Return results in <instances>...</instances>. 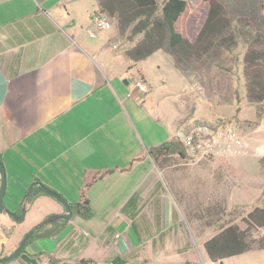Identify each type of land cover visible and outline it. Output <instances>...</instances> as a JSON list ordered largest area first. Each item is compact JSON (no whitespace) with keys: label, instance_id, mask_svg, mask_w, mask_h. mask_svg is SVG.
I'll return each mask as SVG.
<instances>
[{"label":"crops","instance_id":"crops-1","mask_svg":"<svg viewBox=\"0 0 264 264\" xmlns=\"http://www.w3.org/2000/svg\"><path fill=\"white\" fill-rule=\"evenodd\" d=\"M98 11V0H0L4 207L18 215L28 190L32 193L37 184L73 205L86 174L106 172L86 193L92 217L71 213L55 237L27 245L25 251L38 256V264H112L116 259L124 264H206L204 245L218 225H206L205 212L223 209L224 223L244 229L240 218L255 206L264 207V166L254 156L187 166L185 154L171 156L166 166L156 165L149 150L180 141V130L196 121L210 123L226 109L215 101L219 113L208 115L190 103L186 113L171 115L178 93L172 101L160 66L151 65L159 51L134 64L125 49L112 47L119 39L114 20L113 30L93 27L91 17ZM89 31L95 36L89 37ZM215 65V59L203 61L208 77L198 88L188 84L184 97L192 99L197 89L203 100L220 97L234 105L227 119L243 132L245 147L264 151V116L253 123L256 111L248 118L241 114L236 81L217 84L209 76ZM192 70L189 81L198 76L199 70ZM137 74L148 92L132 89ZM212 92L220 96H209ZM245 134L254 137L245 141ZM233 211L240 213L228 218ZM63 212L53 197L38 193L28 199L23 221L0 214V257L9 255L33 226ZM258 234L264 236V230ZM256 253L264 261V250H252L223 264ZM3 264L20 263L13 259Z\"/></svg>","mask_w":264,"mask_h":264},{"label":"trees","instance_id":"trees-1","mask_svg":"<svg viewBox=\"0 0 264 264\" xmlns=\"http://www.w3.org/2000/svg\"><path fill=\"white\" fill-rule=\"evenodd\" d=\"M99 9L115 21L119 38L132 42L125 49L126 57L134 64L144 61L158 51L170 56L173 67L187 74L205 59H213L221 51L232 52L243 39L245 50L242 59V75L245 81V100L256 111V123L264 116V30L251 32L249 20L241 18L233 25L227 9L219 0H195L191 6L187 0H98ZM260 15L264 16V0L259 2ZM196 121L194 125L206 124ZM179 140L166 142L149 150V155L159 167L166 166L170 157L184 155ZM249 158V157H245ZM221 160L229 161L233 158ZM257 164L264 166L263 156H254ZM106 172H88L79 190V200L70 204L72 216L84 219L92 217L86 193L91 186L102 180ZM209 227L218 225V232L204 245L211 261H225L252 250H264V207L255 206L240 218L245 226L240 228L230 221L224 223V211H206ZM218 216L217 219H214ZM208 220V221H209ZM66 221L52 222L33 234L25 243L19 257L20 264H38V256L25 249L33 240L55 237ZM88 263L89 261H82ZM116 259L112 264H124ZM54 264V263H49Z\"/></svg>","mask_w":264,"mask_h":264},{"label":"rangeland","instance_id":"rangeland-1","mask_svg":"<svg viewBox=\"0 0 264 264\" xmlns=\"http://www.w3.org/2000/svg\"><path fill=\"white\" fill-rule=\"evenodd\" d=\"M194 0H187L189 4H193ZM219 2L227 9L229 12L231 18H232V23L233 25L236 24V21H238L241 18H247L250 23V27L248 28L252 33L260 30H264V16L260 15L259 11V2L260 0H219ZM113 30V29H111ZM243 39L238 41L237 46L232 50V52H220L219 58H213L212 60L215 59V65L216 68H211L210 69V74L209 76H214V79L216 80L217 84H221V81L225 80L227 83L229 82L230 84L232 83L233 80L236 81V87H237V103L238 107L241 110V114L245 117H251L254 115V108L252 106L246 105L247 102L245 100V81L244 77L242 75V62L241 59L243 58L244 50H245V45L243 44ZM211 60V59H209ZM151 65L153 68H155L156 65L160 66V70L158 71L159 74L163 75L162 78L163 80L168 84V92L172 94V101L175 100L174 96L177 95L178 93V98H177V103H176V109L175 106H172L171 115H176L180 116L181 114H184L187 112V106H190V103L196 106L198 109L197 111H200L201 113L206 112L208 110V115L212 114L215 115L216 113H219V110H217L216 102H220V104H223L224 108L226 109L225 113L222 112V116L227 119L228 114H231L234 110V105L231 106L227 104V102H223L220 97L219 99L215 98L212 102H209L208 100H203L202 95L200 94V90L194 92V97L189 98V96L184 97L186 94L189 92L186 90V86L190 84L191 86L198 88L197 85L204 82L206 80L207 75H204L205 70L202 69L204 68L202 64L196 65L193 69L194 70H199L198 76L195 78V80L189 81L188 75L191 77V73L187 74L185 76L182 72L177 71L172 63L170 56L167 54L163 53L162 51H159V54L155 56L154 58L151 59ZM228 67V69H227ZM191 72V71H190ZM193 72V70H192ZM227 75V77H223L222 75ZM219 80L220 83L217 82ZM234 89V87H232ZM166 91H163L159 93V95L165 94ZM220 93V92H218ZM218 93H211L209 96L217 97L220 96ZM199 94L201 96H199ZM228 95L231 94V96L234 95V92L232 93H225ZM196 110V109H195ZM189 111V109H188ZM198 117H201L199 115ZM229 120V119H228ZM243 134V132H242ZM246 135L245 141L251 140L254 136L253 134L248 137V134ZM247 150L251 153L252 156H264V151L259 154L257 147L256 148H247ZM263 175V174H261ZM259 174V178L257 177V180L259 182L262 181L263 176ZM7 203L6 199L3 197V204L5 205ZM3 205V206H4ZM255 205V204H253ZM6 209V208H5ZM239 211V210H238ZM229 212L228 218H234V216L238 215L240 212ZM227 218V219H228ZM256 235H259L258 232L255 233ZM256 253L255 257L253 258H247L245 257L244 259L240 260H229L231 264H264V261H261L259 256ZM250 259V260H249Z\"/></svg>","mask_w":264,"mask_h":264},{"label":"built area","instance_id":"built-area-1","mask_svg":"<svg viewBox=\"0 0 264 264\" xmlns=\"http://www.w3.org/2000/svg\"><path fill=\"white\" fill-rule=\"evenodd\" d=\"M110 17L98 11L91 17L92 25L96 30L108 31L111 29ZM89 37L95 36L94 31H89ZM112 47L126 49L129 46L124 39L119 38ZM137 75L131 79L132 89L136 92H148V85ZM244 134L225 117H218L210 123L192 125L189 129L177 133L184 148L187 166H195L204 160L212 158L251 157V153L244 144ZM259 154L262 150H258ZM206 264H223V261L208 260Z\"/></svg>","mask_w":264,"mask_h":264},{"label":"water","instance_id":"water-1","mask_svg":"<svg viewBox=\"0 0 264 264\" xmlns=\"http://www.w3.org/2000/svg\"><path fill=\"white\" fill-rule=\"evenodd\" d=\"M3 164L0 162V214L5 213L7 214L10 218H12L13 220H15L16 222H21L23 221L24 217H25V206L27 205V201L29 198H32L34 195L38 194V193H44L47 194L51 197L54 198V200L58 201L60 204H62V207L64 208V212L62 214H58L55 216H49L47 218H45L41 223H39L38 225L33 226L28 232H26L21 241L17 244L16 248L9 254L3 257H0V264H3L5 262L11 261V260H16L25 243H27L28 239L35 234L36 232H38L41 228H43L44 226L50 224V223H54L56 221L59 220H69L70 216H71V209H70V204H68L61 196H59L58 194H56L53 190L48 189L40 184H37V188L34 189L32 191V193L27 192V194L25 195V198L23 200L22 205H20V213L17 215L14 212H11L7 209H5V207L3 206V195H4V190H5V186H6V176H5V170L3 168Z\"/></svg>","mask_w":264,"mask_h":264}]
</instances>
